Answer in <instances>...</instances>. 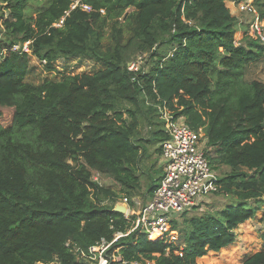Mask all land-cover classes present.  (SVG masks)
Here are the masks:
<instances>
[{"label": "trees", "instance_id": "trees-1", "mask_svg": "<svg viewBox=\"0 0 264 264\" xmlns=\"http://www.w3.org/2000/svg\"><path fill=\"white\" fill-rule=\"evenodd\" d=\"M225 1L84 0L90 11L71 10L56 27L70 0H48L35 16L28 0H1L9 14L0 33V264L55 258L88 264L74 246L87 251L100 238L125 233L130 221L112 210L117 193L92 173L110 174L133 197L142 155L139 121L156 124L149 142L159 143L160 154L167 136L159 117L163 103L202 129L212 170L229 168L216 176L215 193L236 201L174 218L170 229L183 238L177 245L131 231L112 247L141 264H196L208 251L233 247L237 225L264 203V82L243 78L248 63L264 58V43L248 35L234 41L238 19ZM255 4L264 7V0ZM107 20L114 23L112 44L104 47ZM123 26L131 32L125 41ZM24 42L29 52L12 49ZM139 53H148L151 65L145 67L144 58L138 70H129ZM31 55L46 67L80 57L105 67L34 85L26 81ZM159 180L151 177L144 201ZM240 264H264V250Z\"/></svg>", "mask_w": 264, "mask_h": 264}, {"label": "built area", "instance_id": "built-area-1", "mask_svg": "<svg viewBox=\"0 0 264 264\" xmlns=\"http://www.w3.org/2000/svg\"><path fill=\"white\" fill-rule=\"evenodd\" d=\"M232 4L237 8L238 24L246 25L242 35H248L264 43V7L257 6L255 0H234ZM81 9L90 11L91 7L84 0H70L69 8L64 11L53 26L63 24L65 17L71 10ZM103 12V10H100ZM28 43L13 45V50L29 52ZM141 57L128 63V69L136 71ZM159 117L163 121L166 138L160 142V160L163 174L155 188L153 195L147 201L136 197H122L120 202L127 206L123 213L130 221L129 229L123 233L117 231L111 240L100 238L89 246L87 251L77 246L72 251L78 258L88 264H141L138 261H127L122 258L119 248H113V243L131 231L144 233L148 240H158L164 237L168 242L173 240L176 230L170 229V222L179 215L200 208L201 204L214 194L218 186L216 176L209 165L205 154L206 139L201 129L195 130L188 126L182 117H175L165 103L159 107ZM116 203V202H115ZM69 243L67 242L66 245ZM61 264L55 258L49 263Z\"/></svg>", "mask_w": 264, "mask_h": 264}, {"label": "rangeland", "instance_id": "rangeland-1", "mask_svg": "<svg viewBox=\"0 0 264 264\" xmlns=\"http://www.w3.org/2000/svg\"><path fill=\"white\" fill-rule=\"evenodd\" d=\"M47 2L48 0H28V13L35 16L38 9L46 5ZM232 5L233 4L231 2L229 7L234 10L232 14L238 13L237 8ZM131 10L132 8H129L127 9V12ZM8 14L9 10L6 7V3H2L0 0V33L2 32V22L8 16ZM234 16L236 17V14ZM118 22L119 26L123 25L124 19L119 17ZM112 26H114L113 21L107 20L104 28V36L102 38L104 47L112 44ZM244 26L246 25L237 24L236 26L237 31L234 34V41L236 43L240 42V40L243 38L240 30L244 29ZM122 33V39L125 41L131 32L125 26H123ZM136 57H141L142 60L145 58V67L150 66L152 63L151 59L148 58V53H139ZM30 64L31 67L26 77V81L34 85H38L47 79L62 80L67 75L94 73L95 71L105 67L101 62H95L88 57H80L79 59L74 60L58 59L46 67L44 62H39L34 56L31 55ZM243 78L246 81L258 80L264 82V58L248 63L244 68ZM152 123L153 122L149 123L145 118L140 119L138 134L136 137V141L139 140V143L142 146L140 149L142 151V155L138 166L139 187L137 188L133 197H136L141 201H144V198L147 196L146 189L149 182L151 181V177L161 178L163 174L159 152H156V147L159 145V143L149 142V139H153L152 131L154 127H156V124ZM211 154H215L214 149L211 150ZM228 169L229 168L227 166L221 165L218 169L213 170L214 176H219ZM92 179L103 187H108L115 191L118 195L116 202H120L122 197L126 195L121 191L119 184L110 174L93 171ZM235 201L236 200L233 197H229L228 195L226 196L225 194L223 195L221 193H214L201 204L200 208H195V210L189 211L190 213L185 217L215 211L230 203H234ZM104 202L108 203L110 200L106 199ZM234 232L236 239L233 243H231L233 244L232 246L234 248L230 247L220 252L208 251L206 254L202 255L201 259H199V257L196 258V264H228L234 261L236 255L239 256V260L235 264H240L245 258L249 257L253 253L259 250H264V238L262 237L264 233V203L256 212L254 218L248 219V222L244 224L237 225ZM172 234L174 239L170 242H172L173 245H177L182 241L183 238L180 232H176V234L172 232ZM181 247L182 245H180L179 249ZM153 263L154 260H147L142 264Z\"/></svg>", "mask_w": 264, "mask_h": 264}, {"label": "water", "instance_id": "water-1", "mask_svg": "<svg viewBox=\"0 0 264 264\" xmlns=\"http://www.w3.org/2000/svg\"><path fill=\"white\" fill-rule=\"evenodd\" d=\"M127 209V206L125 204H123L122 202H116L114 204V207L112 208V210L119 212V213H124Z\"/></svg>", "mask_w": 264, "mask_h": 264}, {"label": "crops", "instance_id": "crops-1", "mask_svg": "<svg viewBox=\"0 0 264 264\" xmlns=\"http://www.w3.org/2000/svg\"><path fill=\"white\" fill-rule=\"evenodd\" d=\"M230 4H231V1H229V0H226V1H225V5L229 8V11H230L231 15H233V16H234L235 14L237 15L238 13L232 14V13L234 12V10H232L231 7H229ZM232 6H233V5H232ZM244 27H245V26H244ZM242 31H243V30H240V32H242ZM238 32H239V31H238Z\"/></svg>", "mask_w": 264, "mask_h": 264}]
</instances>
